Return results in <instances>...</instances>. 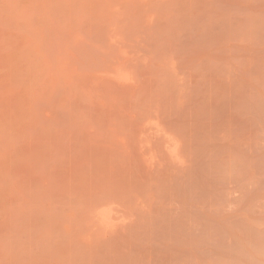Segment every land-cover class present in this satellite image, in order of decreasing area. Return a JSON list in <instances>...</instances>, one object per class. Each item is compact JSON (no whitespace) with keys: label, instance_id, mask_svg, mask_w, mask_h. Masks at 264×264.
<instances>
[{"label":"rangeland","instance_id":"1","mask_svg":"<svg viewBox=\"0 0 264 264\" xmlns=\"http://www.w3.org/2000/svg\"><path fill=\"white\" fill-rule=\"evenodd\" d=\"M0 264H264V0H0Z\"/></svg>","mask_w":264,"mask_h":264}]
</instances>
